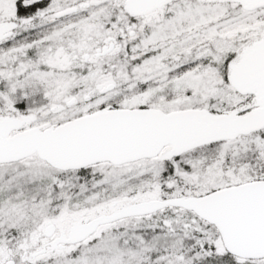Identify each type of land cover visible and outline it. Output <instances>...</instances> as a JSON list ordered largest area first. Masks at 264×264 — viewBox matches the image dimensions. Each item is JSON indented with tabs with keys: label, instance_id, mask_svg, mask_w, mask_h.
Listing matches in <instances>:
<instances>
[{
	"label": "snow or ice",
	"instance_id": "1",
	"mask_svg": "<svg viewBox=\"0 0 264 264\" xmlns=\"http://www.w3.org/2000/svg\"><path fill=\"white\" fill-rule=\"evenodd\" d=\"M0 264H264V0H0Z\"/></svg>",
	"mask_w": 264,
	"mask_h": 264
}]
</instances>
